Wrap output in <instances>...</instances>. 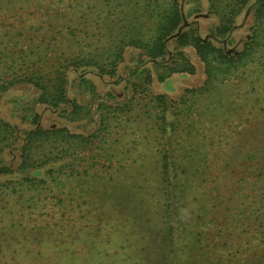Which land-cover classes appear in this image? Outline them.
Segmentation results:
<instances>
[{
	"label": "rangeland",
	"instance_id": "1",
	"mask_svg": "<svg viewBox=\"0 0 264 264\" xmlns=\"http://www.w3.org/2000/svg\"><path fill=\"white\" fill-rule=\"evenodd\" d=\"M105 1L0 0L2 73L7 71L6 78H13L20 67L33 60L49 67L66 46L72 52L79 51V45L88 44L98 32L97 9L105 6ZM227 2L230 0H216L218 4ZM209 4L199 0L200 11L185 22L197 24L202 36L209 35L219 18L210 12ZM193 6L190 0L185 9ZM253 9V5L245 8L228 38L219 43L228 51L239 49L247 38ZM84 28L88 36L80 42L77 35ZM184 51L196 72L179 81L172 99H178L185 87L195 88L203 82V67L195 51ZM25 54L27 59H21ZM125 59L113 78L97 75L94 70L70 68V94L84 106L75 120L34 105L38 91L28 83L13 84L0 92L1 117L16 127L20 136L32 127L29 116L33 106L45 127L66 126L83 136H98L89 137L91 150L78 156L82 160L89 157L94 169L84 173L87 165L80 161L74 178L62 176L55 186L49 182L31 186L21 197V191L0 197V264H134L136 245L162 242L165 208L161 198L165 195L159 173L165 155L180 165L177 171L184 169L180 176L192 183L185 207L181 205L178 211L186 230L209 232L210 237L215 232L224 241L226 233L235 229L243 233L242 243L253 234L252 184L258 150L264 145L258 119H253L257 108L253 95L231 85L212 98L197 97L193 115L184 118L172 138H164L151 101L152 94L159 93V83L156 79L151 83L137 80L142 84L141 96L134 95L129 73L141 67L138 51L128 49ZM82 76L91 78L98 96L79 88ZM127 78L130 81L126 82ZM100 100L108 105L127 102L125 112L110 117L111 123L103 126L97 110ZM170 148L171 153L167 152ZM91 154L93 157L88 156ZM1 156L9 163H18V150ZM69 160L71 157L62 162ZM234 244L237 246V241Z\"/></svg>",
	"mask_w": 264,
	"mask_h": 264
},
{
	"label": "trees",
	"instance_id": "2",
	"mask_svg": "<svg viewBox=\"0 0 264 264\" xmlns=\"http://www.w3.org/2000/svg\"><path fill=\"white\" fill-rule=\"evenodd\" d=\"M189 1L107 0L105 6L97 9L98 32L88 44H80L79 51L72 52L66 46L64 51L56 54L55 62L49 67L33 60L28 66L20 67L13 78H8L7 71L2 73L5 61H0V72L3 74L0 77V92L13 84L28 83L38 91L34 105L57 110L59 115L75 120L84 106L70 94V68L94 70L97 75L113 78L119 74V65L126 60L127 50L133 49L138 51L141 65L129 73L133 78L130 84L134 95L141 96L139 86L142 84L137 80L151 83L156 79L159 83V93L152 94L151 101L162 137L172 138L184 118L193 115L197 97L205 95L212 98L231 85L248 89L253 95L257 106L253 119H258L257 125L264 134V0H230V3H221L222 6L216 0H208L210 12L219 17L208 36L199 33L197 24L185 23L200 11L199 0H193L195 6L186 10ZM252 5L253 20L247 38L239 49L228 51L219 43H223L234 29L236 17ZM88 32V29L79 30L77 38L80 42L86 39ZM185 48H192L202 64L203 82L195 88L185 87L178 99H172L170 96L177 91L179 81L196 72ZM28 56L25 54L20 58L25 60ZM6 67L11 69L8 63ZM125 81L130 80L127 78ZM78 86L89 90L92 96H98L91 78L80 77ZM106 95L115 98L111 92ZM126 105L127 102L108 105L107 101L100 100L97 103L100 124L108 126L110 117L124 113ZM31 110L33 113L29 121L32 127L24 129L21 136L14 125L1 117L0 111L1 198L20 191L18 196L21 197L23 191L31 186L36 188L41 183L49 182L55 186L62 176L74 178L77 175L75 166L80 161L87 165L84 173L94 169L95 164L90 162L89 157L82 160L78 156L91 150L89 137L98 136H83L71 132L66 126L45 127L40 123L41 115L34 106ZM13 150H18L16 165L1 156ZM172 151L170 148L167 152ZM258 151L260 158L254 169L256 176L252 184L255 204L251 224L253 234L246 237L244 244L241 242L245 239L243 233L235 229L226 233L224 241L215 232L210 237L209 232L186 230L178 211L181 205L184 206L186 192L192 183L187 177L180 176L184 169L177 171L180 165L168 160V155H165L159 173L161 190L165 195L161 198L165 208L162 212V217H165L162 242L136 245L138 255L134 264H264V145ZM88 156L93 157V154ZM67 157L71 160L63 163ZM228 164L226 162V166ZM234 241H237V246Z\"/></svg>",
	"mask_w": 264,
	"mask_h": 264
}]
</instances>
